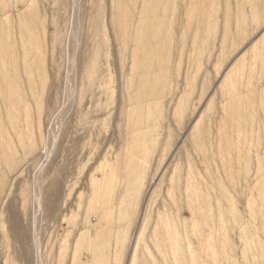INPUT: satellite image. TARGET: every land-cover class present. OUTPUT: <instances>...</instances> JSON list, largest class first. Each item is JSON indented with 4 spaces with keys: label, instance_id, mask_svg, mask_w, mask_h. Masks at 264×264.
I'll list each match as a JSON object with an SVG mask.
<instances>
[{
    "label": "rangeland",
    "instance_id": "1",
    "mask_svg": "<svg viewBox=\"0 0 264 264\" xmlns=\"http://www.w3.org/2000/svg\"><path fill=\"white\" fill-rule=\"evenodd\" d=\"M0 264H264V0H0Z\"/></svg>",
    "mask_w": 264,
    "mask_h": 264
}]
</instances>
